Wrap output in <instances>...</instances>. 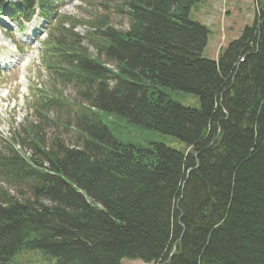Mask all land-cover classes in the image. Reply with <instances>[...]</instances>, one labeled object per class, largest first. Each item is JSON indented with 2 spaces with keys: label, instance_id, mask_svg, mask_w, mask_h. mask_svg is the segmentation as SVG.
Instances as JSON below:
<instances>
[{
  "label": "trees",
  "instance_id": "16d2710c",
  "mask_svg": "<svg viewBox=\"0 0 264 264\" xmlns=\"http://www.w3.org/2000/svg\"><path fill=\"white\" fill-rule=\"evenodd\" d=\"M20 1L26 20L57 11ZM123 2L125 29L108 14L85 36L72 17L51 27L49 83L0 148V264H264V0L216 61L204 56L211 29L191 17L215 2ZM110 117L186 149L124 144Z\"/></svg>",
  "mask_w": 264,
  "mask_h": 264
},
{
  "label": "rangeland",
  "instance_id": "374dc122",
  "mask_svg": "<svg viewBox=\"0 0 264 264\" xmlns=\"http://www.w3.org/2000/svg\"><path fill=\"white\" fill-rule=\"evenodd\" d=\"M14 1L8 0L5 6L3 17L0 18L5 26L0 29V148H3L4 139L12 136V131L17 129L24 119L30 117L31 106L33 103V94L38 91L40 86L49 83V74L40 59L41 44L46 38H39L36 42L39 44L37 48L28 45V36L31 29L25 28L14 19V15L10 17L9 10L11 6L16 5ZM211 4L215 2L219 11L230 13L225 19H219L215 25L213 14L211 17L206 16V11L201 10L203 5H198L192 10L191 17L194 21L200 22L209 27L212 31L209 38V45L204 53L205 58L216 61L221 50H225L232 42L241 38L246 27L251 26L255 22V13L257 12V4L255 0H207ZM12 3V4H11ZM14 4V5H13ZM213 4V3H212ZM11 5V6H10ZM61 16L79 19L82 23L77 25L75 32L81 36H85L90 27L86 24L88 18L101 14H108L118 29L127 27V20L118 12V7H124L123 0H59L55 5ZM105 6H108L106 8ZM203 11V12H202ZM39 12H37L38 14ZM46 19L36 18L35 24L39 28V24ZM213 20V21H211ZM26 24V23H25ZM20 26V27H19ZM50 28V25H49ZM48 28V29H49ZM35 46V44L33 45ZM86 47H90L87 44ZM15 51V53H14ZM94 57L97 51L90 48ZM25 55L29 56V60L25 66L27 86L24 89L22 84L23 69L17 63L15 58L20 57L24 60ZM33 55V57H32ZM13 58L14 65L1 67L2 62ZM114 69H116L113 66ZM1 92H5V96H1ZM65 93L71 98L74 97V91L71 88L65 90ZM172 97L183 104L185 107H200V99L195 95L185 94L182 92H169ZM109 127L116 139L124 144L140 145L144 147H152L154 143L164 144L168 148L179 152H184L186 144L176 137L161 134L156 131L147 129L144 126L136 125L126 121L123 118L110 117ZM63 139L73 140L74 134H62ZM70 145H73L70 144ZM122 264H146L142 261L124 260Z\"/></svg>",
  "mask_w": 264,
  "mask_h": 264
},
{
  "label": "bare ground",
  "instance_id": "6f19581e",
  "mask_svg": "<svg viewBox=\"0 0 264 264\" xmlns=\"http://www.w3.org/2000/svg\"><path fill=\"white\" fill-rule=\"evenodd\" d=\"M32 44V45H34V37H33V35H30V38L28 39V44ZM14 53H15V51H14ZM21 62H23L22 60H21ZM10 63V61L9 60H7V61H4L3 62V64H5V65H7V64H9ZM25 66L27 65V62L24 64ZM25 69V68H24ZM25 75V74H24ZM22 84L24 85V89H25V87H26V83H24L23 81H22ZM1 95L2 96H5L6 94H5V92H1ZM87 102V101H86ZM89 108V107H88Z\"/></svg>",
  "mask_w": 264,
  "mask_h": 264
},
{
  "label": "crops",
  "instance_id": "0c3cea01",
  "mask_svg": "<svg viewBox=\"0 0 264 264\" xmlns=\"http://www.w3.org/2000/svg\"><path fill=\"white\" fill-rule=\"evenodd\" d=\"M217 10H218V7H217V5H215V6H213V7L211 8L210 12H209V13L207 12L205 15H206V16L208 15V17H211V14L216 15ZM210 13H211V14H210ZM214 19H215V17L213 16V20H214ZM213 20H211V21H213Z\"/></svg>",
  "mask_w": 264,
  "mask_h": 264
},
{
  "label": "water",
  "instance_id": "95a60500",
  "mask_svg": "<svg viewBox=\"0 0 264 264\" xmlns=\"http://www.w3.org/2000/svg\"><path fill=\"white\" fill-rule=\"evenodd\" d=\"M175 252H176V250L170 255V257H169V259L167 260L166 263L170 262V260L172 259V257H173V255H174ZM164 264H165V263H164Z\"/></svg>",
  "mask_w": 264,
  "mask_h": 264
}]
</instances>
